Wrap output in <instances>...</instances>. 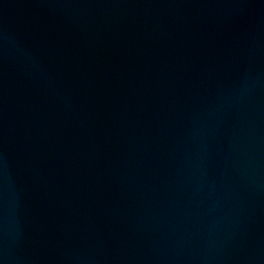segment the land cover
<instances>
[{
    "label": "water",
    "instance_id": "95a60500",
    "mask_svg": "<svg viewBox=\"0 0 264 264\" xmlns=\"http://www.w3.org/2000/svg\"><path fill=\"white\" fill-rule=\"evenodd\" d=\"M0 264H264V0H0Z\"/></svg>",
    "mask_w": 264,
    "mask_h": 264
}]
</instances>
